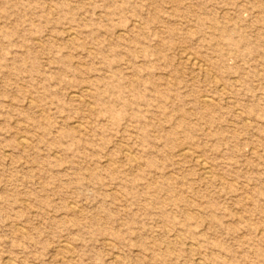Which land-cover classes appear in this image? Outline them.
I'll return each mask as SVG.
<instances>
[{
	"label": "rangeland",
	"instance_id": "374dc122",
	"mask_svg": "<svg viewBox=\"0 0 264 264\" xmlns=\"http://www.w3.org/2000/svg\"><path fill=\"white\" fill-rule=\"evenodd\" d=\"M0 264H264V0H0Z\"/></svg>",
	"mask_w": 264,
	"mask_h": 264
},
{
	"label": "bare ground",
	"instance_id": "6f19581e",
	"mask_svg": "<svg viewBox=\"0 0 264 264\" xmlns=\"http://www.w3.org/2000/svg\"><path fill=\"white\" fill-rule=\"evenodd\" d=\"M187 60H188V62L193 63L194 65H197V61L194 60L192 57H189ZM207 102H208V100H204V101H203V103H205V104H207ZM183 152H184L185 154L188 153L187 151H184V150H183ZM189 155H190V154H189ZM203 169H204V171H205L206 174H209V170H208V168L206 167V165H204V164H203Z\"/></svg>",
	"mask_w": 264,
	"mask_h": 264
}]
</instances>
